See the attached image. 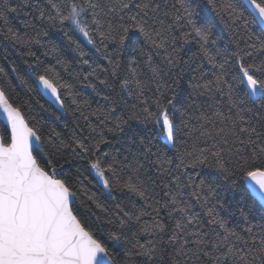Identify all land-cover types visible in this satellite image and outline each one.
Listing matches in <instances>:
<instances>
[{
	"label": "trees",
	"instance_id": "obj_1",
	"mask_svg": "<svg viewBox=\"0 0 264 264\" xmlns=\"http://www.w3.org/2000/svg\"><path fill=\"white\" fill-rule=\"evenodd\" d=\"M0 89L110 264H264L246 185L264 170V33L242 0H0Z\"/></svg>",
	"mask_w": 264,
	"mask_h": 264
},
{
	"label": "water",
	"instance_id": "obj_2",
	"mask_svg": "<svg viewBox=\"0 0 264 264\" xmlns=\"http://www.w3.org/2000/svg\"><path fill=\"white\" fill-rule=\"evenodd\" d=\"M242 2L264 33V8L253 0ZM243 83L255 102L262 95L260 85L250 75ZM37 88L63 115L56 87L41 77ZM0 121L10 137L5 145L0 135V264H110L73 214V194L38 166L33 150L40 147L39 137L1 89ZM162 126L171 144L172 125L166 120ZM246 185L264 209V170L249 174Z\"/></svg>",
	"mask_w": 264,
	"mask_h": 264
}]
</instances>
